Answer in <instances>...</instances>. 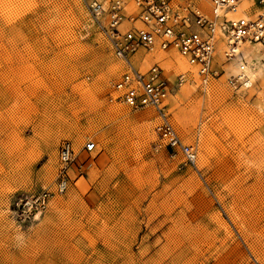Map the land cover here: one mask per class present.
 <instances>
[{
	"label": "rangeland",
	"instance_id": "1",
	"mask_svg": "<svg viewBox=\"0 0 264 264\" xmlns=\"http://www.w3.org/2000/svg\"><path fill=\"white\" fill-rule=\"evenodd\" d=\"M92 1L0 0V264H264V47L168 96L191 165L160 139L153 107L111 100L125 64ZM151 55L172 83L189 69L176 52ZM241 65L252 85L233 88ZM64 140L67 191L28 210L55 190Z\"/></svg>",
	"mask_w": 264,
	"mask_h": 264
},
{
	"label": "built area",
	"instance_id": "2",
	"mask_svg": "<svg viewBox=\"0 0 264 264\" xmlns=\"http://www.w3.org/2000/svg\"><path fill=\"white\" fill-rule=\"evenodd\" d=\"M248 2V8L243 3ZM92 16L103 24L114 55L124 62L125 70L113 83L109 94L111 100L133 109L153 107L161 121L155 129L160 139L173 150H178L191 165H196L197 150L182 141L167 113L166 101L176 87L189 81V76L198 78L201 86L222 75L230 61L244 63V46L264 47V0H109L107 3L94 0L89 3ZM223 42V43H222ZM223 44V45H222ZM221 58L216 60L218 49ZM147 52L153 63L142 70L134 59ZM177 52L189 69L179 73L172 83L152 52ZM139 54H141L139 56ZM250 82L248 86L245 84ZM233 88L249 87L252 82L245 70L228 79ZM97 147L88 141L84 151L92 152ZM75 150L69 140L62 141L59 159L63 168L54 191L45 190L25 203L28 210L48 208L56 194H63L69 187L67 166L75 159Z\"/></svg>",
	"mask_w": 264,
	"mask_h": 264
},
{
	"label": "bare ground",
	"instance_id": "3",
	"mask_svg": "<svg viewBox=\"0 0 264 264\" xmlns=\"http://www.w3.org/2000/svg\"><path fill=\"white\" fill-rule=\"evenodd\" d=\"M223 43V42H222ZM223 45V44H222ZM219 52V49H218V51H217V53ZM177 53V52H176ZM178 54V53H177ZM216 56H217V54H216ZM180 57V56H179ZM181 58V57H180ZM216 60H217V58H216ZM186 63V62H185ZM241 67L245 70V66L244 65H241L240 66V69H241ZM245 72H246V74H247V71L245 70ZM214 80H217V79H211V80H209L208 81V84L205 86V87H208L209 85H211V83H212V81H214ZM248 84H249V82H247L245 85L246 86H248Z\"/></svg>",
	"mask_w": 264,
	"mask_h": 264
}]
</instances>
